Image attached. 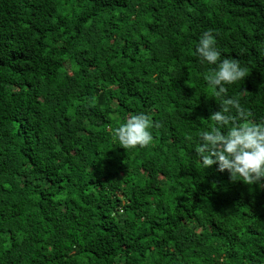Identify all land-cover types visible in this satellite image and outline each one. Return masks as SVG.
<instances>
[{
    "label": "trees",
    "instance_id": "16d2710c",
    "mask_svg": "<svg viewBox=\"0 0 264 264\" xmlns=\"http://www.w3.org/2000/svg\"><path fill=\"white\" fill-rule=\"evenodd\" d=\"M206 30L264 120V0H0V264H264V178L194 158ZM141 111L153 142L125 149Z\"/></svg>",
    "mask_w": 264,
    "mask_h": 264
},
{
    "label": "clouds",
    "instance_id": "9594fccd",
    "mask_svg": "<svg viewBox=\"0 0 264 264\" xmlns=\"http://www.w3.org/2000/svg\"><path fill=\"white\" fill-rule=\"evenodd\" d=\"M195 50L202 62L214 65L203 78L222 103L209 118L214 126L198 132L194 158L204 169L217 165L219 171L227 170L232 181L258 184L264 178V120L251 119L240 99L227 95L229 86L247 77L246 70L235 58H221L213 30L199 35ZM156 126L150 115L141 111L129 115L112 134L123 148L135 150L153 142Z\"/></svg>",
    "mask_w": 264,
    "mask_h": 264
}]
</instances>
